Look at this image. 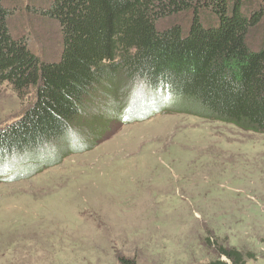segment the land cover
I'll list each match as a JSON object with an SVG mask.
<instances>
[{
  "label": "rangeland",
  "instance_id": "374dc122",
  "mask_svg": "<svg viewBox=\"0 0 264 264\" xmlns=\"http://www.w3.org/2000/svg\"><path fill=\"white\" fill-rule=\"evenodd\" d=\"M28 17L11 22L13 36L22 33L34 55L52 60L53 30L31 28ZM187 18H163L157 29L186 27ZM135 94L138 111L168 100L165 92ZM33 98L0 84V128ZM97 98L93 122L84 116L69 131L84 146L101 132L94 146L0 183V264H210L226 260L221 248L264 264V134L186 114L124 124V109L114 117L109 99ZM71 134L38 154L53 159L71 148Z\"/></svg>",
  "mask_w": 264,
  "mask_h": 264
},
{
  "label": "trees",
  "instance_id": "16d2710c",
  "mask_svg": "<svg viewBox=\"0 0 264 264\" xmlns=\"http://www.w3.org/2000/svg\"><path fill=\"white\" fill-rule=\"evenodd\" d=\"M26 1L27 7L0 0V84L34 94L15 122L0 128V183L16 179L21 168L40 173L94 146L101 132L84 146L73 144L69 131L84 116L93 122L89 106L99 95L109 99L114 117L124 109V124L186 114L264 134V0ZM183 15L186 27L157 29L161 19ZM20 16H29L31 28L53 30L55 58L34 55L22 33L13 36L11 22ZM139 89L165 92L168 100L138 111ZM70 134L71 148L53 159L38 154ZM219 257L226 260L210 264H245L236 250L221 248Z\"/></svg>",
  "mask_w": 264,
  "mask_h": 264
},
{
  "label": "bare ground",
  "instance_id": "6f19581e",
  "mask_svg": "<svg viewBox=\"0 0 264 264\" xmlns=\"http://www.w3.org/2000/svg\"><path fill=\"white\" fill-rule=\"evenodd\" d=\"M122 118H123V117H122ZM126 121H127V119H125V118L122 120L123 123H126Z\"/></svg>",
  "mask_w": 264,
  "mask_h": 264
}]
</instances>
